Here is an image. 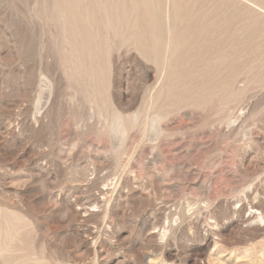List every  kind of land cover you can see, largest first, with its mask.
I'll list each match as a JSON object with an SVG mask.
<instances>
[{
    "label": "rangeland",
    "instance_id": "1",
    "mask_svg": "<svg viewBox=\"0 0 264 264\" xmlns=\"http://www.w3.org/2000/svg\"><path fill=\"white\" fill-rule=\"evenodd\" d=\"M0 264H264V0H0Z\"/></svg>",
    "mask_w": 264,
    "mask_h": 264
},
{
    "label": "bare ground",
    "instance_id": "2",
    "mask_svg": "<svg viewBox=\"0 0 264 264\" xmlns=\"http://www.w3.org/2000/svg\"><path fill=\"white\" fill-rule=\"evenodd\" d=\"M167 21H168V23L169 22H171V14H170V11H168V14H167ZM169 54V53H168ZM50 97H51V94H49V99H48V101L50 100ZM103 188V187H102ZM104 190H105V188H104ZM110 194V193H109ZM91 199V198H90ZM95 202L98 204V203H102L103 201H102V199L101 198H95ZM104 200V199H103ZM93 201V200H92ZM91 201V202H92ZM73 202V201H72ZM71 202V203H72ZM96 203H95V206H96ZM73 204V203H72ZM99 205V204H98ZM76 206V205H75ZM89 206V205H88ZM92 206H94V205H92ZM74 207V206H73ZM78 207V206H77ZM80 207V206H79ZM89 208V207H88ZM94 209H96L95 207H93ZM92 208V209H93ZM83 209V208H82ZM82 209L80 208H78V209H75V213H74V215L76 216V217H78V216H80L81 214H82ZM85 209H87V208H85ZM101 209V208H100ZM256 210V209H255ZM96 211H97V209H96ZM252 211V210H251ZM88 213V212H87ZM86 213V214H87ZM258 214V213H257ZM261 215V214H260ZM252 216V215H251ZM255 218H256V216H255ZM163 233V232H162ZM94 243V242H93Z\"/></svg>",
    "mask_w": 264,
    "mask_h": 264
}]
</instances>
